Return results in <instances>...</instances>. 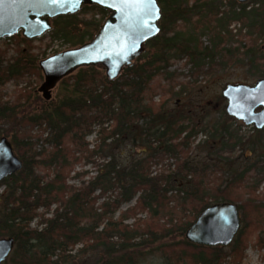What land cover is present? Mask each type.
<instances>
[{
    "label": "trees",
    "instance_id": "obj_1",
    "mask_svg": "<svg viewBox=\"0 0 264 264\" xmlns=\"http://www.w3.org/2000/svg\"><path fill=\"white\" fill-rule=\"evenodd\" d=\"M158 1L160 33L119 77L108 78L100 67L81 68L57 84L56 97L40 91L44 75L34 42L49 36L69 49L81 46L109 13L89 5L53 19L41 38L18 33L0 39V139L8 138L23 161L22 170L0 182L6 186L0 238L15 241L7 264H139L156 253L165 264H241L257 232V247L264 249V129L240 135L231 125L238 120L223 107L222 121L203 129L211 130L213 145L202 161L191 154L199 124L180 106L154 102L160 90L175 89L165 84H179L171 67L183 58L190 76L227 69L236 58L250 76L264 78V0ZM88 12L91 18L82 17ZM233 23L241 25L238 34ZM9 84L17 89L13 99L5 91ZM186 92V85L173 92L181 106ZM96 128L98 144L91 151L87 138ZM127 142L140 151L123 159L116 151ZM166 157L177 160L176 168L154 174L153 166ZM83 158L95 159L97 174L72 187L68 180ZM220 202L236 204L241 217L230 250L189 242L187 230ZM40 215L43 227L31 228Z\"/></svg>",
    "mask_w": 264,
    "mask_h": 264
},
{
    "label": "water",
    "instance_id": "obj_2",
    "mask_svg": "<svg viewBox=\"0 0 264 264\" xmlns=\"http://www.w3.org/2000/svg\"><path fill=\"white\" fill-rule=\"evenodd\" d=\"M238 1L247 3L250 0ZM89 5L101 7L109 16L92 40L39 62L44 75L40 91L47 98L61 80L81 68L100 67L108 78L119 77L125 67L145 52L146 43L160 33L162 10L159 1L149 4L147 0H0V39L18 33L27 40L41 38L52 30L53 19L77 14ZM154 15L157 18H153ZM222 95L227 100L226 113L230 117L246 126L264 129V78L254 85L228 84ZM22 168L23 161L15 153L12 142L1 138L0 182ZM240 228L237 205L220 202L204 210L185 237L200 245L227 247ZM14 246L13 238H0V264L8 259Z\"/></svg>",
    "mask_w": 264,
    "mask_h": 264
},
{
    "label": "rangeland",
    "instance_id": "obj_3",
    "mask_svg": "<svg viewBox=\"0 0 264 264\" xmlns=\"http://www.w3.org/2000/svg\"><path fill=\"white\" fill-rule=\"evenodd\" d=\"M239 2L238 0H236ZM240 3V2H239ZM244 4V3H243ZM252 6V5H250ZM82 17L84 18H91L92 12H88L86 14H83ZM100 17V14H97L96 18ZM241 28V25L239 23H233L230 27V29L233 31L234 34H238V30ZM247 33V30H243V34ZM4 40V39H3ZM8 44L11 45L12 49H15L16 44L12 41H7ZM259 45L264 46V40L259 42ZM20 46H24V44H20ZM35 49L34 51L40 54V60L45 59L43 56V53L47 55V57L62 52L66 49H69L68 45H64L61 41H55L52 42L50 37L47 36L44 40L38 41L36 40L34 42ZM15 55L14 52L10 53V56ZM232 66H230L227 69H219L214 68L212 70H209L208 73L204 75H196L190 76L191 74L190 69L191 66L188 64L186 59H181L175 61L173 66L171 67V71H176L178 75L177 82L179 84L175 83H169L165 84L164 86L166 89H170V86L175 88L171 92H165L160 90L158 94L154 98V102L156 104H160L162 102H167L168 107L170 109H174L178 106L181 108H184L187 115L193 118L194 121H196L199 124V129L201 131L199 134L194 137L193 144H192V156L193 158H200L202 161H206L208 157V151L211 150V147L213 145L212 139H211V130L209 129L210 126L213 123L222 121L219 117V111L227 105V100L223 97L222 92L223 89L228 84H248V85H254L257 80L261 79L259 77H252L250 76L249 72L245 67L242 65H239L238 60L236 58L232 59ZM33 85L35 83L33 82ZM186 85V94L184 95V106H181L179 103L177 97H173V92H177L181 90L183 86ZM25 86V84H23ZM40 84L38 85V87ZM7 98L13 99L17 89L15 85L9 84L6 89ZM59 94V88H57L55 91H53V96L56 97ZM223 98V99H221ZM180 104V105H179ZM232 129L238 132L240 135L249 136L252 133L253 127L246 126L243 122L236 121L231 122ZM209 126L207 128V131H203L205 127ZM38 130V129H37ZM36 130V131H37ZM97 132L98 129L96 128V131L88 136L87 142H89L90 146L89 149L92 151L94 150L95 146L98 144L97 142ZM208 142V144H206ZM204 144V145H203ZM203 145V146H200ZM140 151V148L137 146H134L131 143H125L123 144L116 153L118 155H122L123 159H127L132 157L134 154H138L137 152ZM241 153V150L236 151V154L239 155ZM141 155V154H140ZM95 159L88 160L86 158H83V160L80 161L77 165H75L74 170L72 171L70 178L68 180V184L72 187H79L83 181H88L91 178L95 177L97 174V167L96 164L93 163ZM177 165V160L171 157H166L162 162H160L157 165H154L152 168V171L154 174L156 172H159L160 170L164 169H175ZM213 179V178H212ZM6 186L0 187V195H2L5 192ZM264 189L263 187L260 189L261 191ZM136 200V199H135ZM135 200L132 201L129 204L124 205L121 208V211H124L128 209L129 207L133 206L135 204ZM103 200H101L102 202ZM55 206H53V209ZM45 211L43 209L39 210V213L42 214ZM46 217H51V213L47 214ZM41 215L36 217L30 224L31 228L38 229L42 228L43 225L41 224ZM133 220L128 221V223H132ZM258 232L253 234L250 239L248 240V247L245 251V257L243 259V262L241 264H264V249H259L256 244ZM8 238V237H4ZM15 247V246H14ZM81 246H77L74 249L73 254H76V250L80 248ZM227 250H230V245L226 247ZM12 253L8 257V259L2 263L7 264L11 261ZM7 262V263H6ZM166 260L165 258L160 254L156 253L151 256H149L146 260H143L139 264H165ZM225 264H232L230 261H228Z\"/></svg>",
    "mask_w": 264,
    "mask_h": 264
},
{
    "label": "snow or ice",
    "instance_id": "obj_4",
    "mask_svg": "<svg viewBox=\"0 0 264 264\" xmlns=\"http://www.w3.org/2000/svg\"><path fill=\"white\" fill-rule=\"evenodd\" d=\"M147 3H149V4H154V3H155V0H147ZM157 13H158V10H157ZM153 18H157V16L154 15ZM156 30L158 31V29H156Z\"/></svg>",
    "mask_w": 264,
    "mask_h": 264
}]
</instances>
